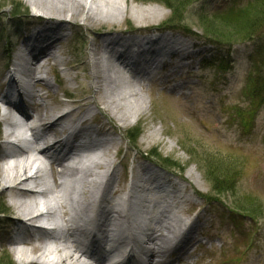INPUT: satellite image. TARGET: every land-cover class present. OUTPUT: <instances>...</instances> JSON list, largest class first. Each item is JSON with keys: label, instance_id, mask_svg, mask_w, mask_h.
Wrapping results in <instances>:
<instances>
[{"label": "rangeland", "instance_id": "rangeland-1", "mask_svg": "<svg viewBox=\"0 0 264 264\" xmlns=\"http://www.w3.org/2000/svg\"><path fill=\"white\" fill-rule=\"evenodd\" d=\"M11 1L14 8L17 5L21 7L23 14L11 19V6H7L0 14V90L3 78L9 74L8 70L14 68L12 64L16 59L17 48L29 29L37 27L36 18H45L52 14L56 23L60 19L68 21L66 37L57 44L56 50L64 64L53 66L54 62L51 61L45 72L36 74L49 82L53 88H47L39 82L34 83V86L49 104L71 101L70 97L65 96V89L73 93L75 98L87 99V111L92 120V127L108 131L116 143L108 157L111 161L108 170L116 179L114 184H111V189L120 192L111 200L124 196L131 179L136 175L139 166L141 170V165H144L146 160L154 165H165L167 172L173 174L174 181L173 184L167 185L170 190L166 191V194L173 201L180 202L174 210L175 215L185 223L198 225V230L191 231V236L196 238L195 242L189 243L183 251L174 250L164 259L174 261L173 264H231L228 259L240 257L237 264H264V110L257 112L249 130L241 126L237 114L238 107L247 105L243 101L242 93L247 82L248 54L254 48L256 36H252L251 40L233 41L231 44H214L199 30L194 14L199 9L209 10L221 4L230 5L231 0L198 1L188 8L182 23L174 22L170 25L166 23L170 18V11L158 3L115 0V19L89 26L86 25L82 12L77 15L67 12L52 13L33 6L32 0ZM85 3L84 1L82 6H86ZM98 5L100 10L104 6L100 1ZM64 21L58 23L65 26ZM169 34L187 37L191 41L188 44L195 45L193 54L184 61L185 67L177 71L172 69L177 61L175 57L157 70H150L148 65L136 67L138 70L143 69L139 77L143 76L148 82L144 86L138 83V76L135 77L127 70L120 67L118 75L112 70L111 84L117 93H138L141 97L133 100L138 106L137 114L125 121L117 120L113 113L106 112L105 106L98 103L94 95L93 80L90 77L91 46L115 42L118 39L162 38ZM123 40L118 42L121 44ZM127 101L122 104H127ZM2 106L0 101V138L7 130L22 128L5 123ZM74 108L77 106H57L52 117H59ZM79 112L81 114L83 110L79 109ZM77 119L75 122H78ZM19 122L21 121H12ZM130 132L138 135L134 143L127 140ZM3 147L0 142V203L5 208L0 205L6 210V215L0 216V253L5 252L6 258L13 264H53L54 250L60 248L57 236H42L39 239L29 236L26 239L31 241H25L23 245L12 242L20 226L13 218H20L19 213L33 209L29 205L20 209L15 207L14 202L18 201L19 195L14 193L22 192V188L36 182H27L17 186L15 190H9L17 183L19 175H11L10 166L15 159L7 157ZM153 151L168 161V165L154 158L149 159V152ZM91 155L98 159V152ZM220 158L237 159L240 170L232 194L238 199L247 196L256 198L261 206L258 220L241 218L240 211L235 210L232 194L217 197L210 193V182L203 175V159L215 163ZM177 167L183 171L177 170ZM51 168L54 172L57 170L55 166L46 170L45 183L41 184L45 187L44 191L51 189L57 181L56 177H49ZM30 170H27L26 176ZM2 174L7 176L4 191L1 187ZM75 186L78 187L79 184L76 183ZM24 194L29 197L22 201L26 200L28 203L34 199ZM146 195L136 194L131 201H150L152 195L145 198ZM183 195H186L188 200H182ZM38 196L35 197L37 204L42 201L46 209H58L57 201L45 200ZM111 202L108 200V209ZM91 213L86 212L84 219ZM141 214V211L136 212L132 219L136 222ZM88 228L89 225L86 229ZM127 229L122 225L115 230L117 232L110 229L113 233L109 234L113 238L122 237V234H129L132 230ZM74 239L76 242L71 244V248L78 256V251L87 247L79 236L74 235ZM244 239H247L246 243H243ZM44 244L48 245L49 253H54L46 261L37 257ZM21 249H25L24 255L19 254ZM184 251L187 252L186 256L177 260V255ZM20 256L23 259H19ZM155 262L160 261L155 259ZM67 263L72 264V260L61 264Z\"/></svg>", "mask_w": 264, "mask_h": 264}, {"label": "bare ground", "instance_id": "bare-ground-1", "mask_svg": "<svg viewBox=\"0 0 264 264\" xmlns=\"http://www.w3.org/2000/svg\"><path fill=\"white\" fill-rule=\"evenodd\" d=\"M84 1L86 2V6H82ZM99 1L104 4L101 10L98 5ZM31 3L37 8H43L52 13L67 12L77 15L82 12L87 26L115 19V0H32ZM51 15L46 17L47 20L42 18L37 20L38 25L34 28L35 33L32 38V44L28 43L29 51L26 50L29 54L28 57L25 59L17 57L16 60L18 62H15V66L22 77V84L28 88L32 87L34 83L39 82L47 88L52 89L53 86L49 82L36 74L43 73L42 71L45 72L51 61L54 62L53 66L55 64H64L63 60L56 54L57 44H60L63 37H66L65 34L62 35L65 26L58 23L64 20L57 18L59 21L56 23L53 21V16ZM64 22L66 23L67 21ZM118 40L91 46L92 66L90 77L93 80L92 88L95 91L94 95L98 103L105 106L106 112L110 111L113 113L117 120L125 121L127 118L137 114L139 110L134 101L141 97L138 93H117L116 88L111 84L110 72L113 70L118 75V69L121 67L135 77L138 76V83L144 86L148 82L143 76L139 77L140 71H143V69L138 70L136 67L140 68L148 65L150 69L157 70L166 64L169 60L168 57L171 58L176 55L177 61L173 64L172 69L173 71H177L185 67L184 61L193 54V50L185 43L166 37L127 39L121 44ZM117 46L121 49H118ZM178 88L180 89L181 87L179 86ZM35 94L39 102L36 104L37 106L32 115L22 116L21 122L12 123L11 114L8 112L5 123L10 126L22 127L33 131L39 137L56 139V147L60 150V156L54 157L46 149L37 146L24 151H10L6 154L7 157L15 159L10 166V173H12V176L19 175V177L16 179L17 183L13 187H10L9 190H15L17 186L29 181H40L43 179L45 173L37 166V159L34 155H39V157L49 160L51 166L57 168L55 172L52 168L50 169L49 177H56L57 181L51 189L43 191L39 195L45 200L58 202V209L52 213H47L45 217L52 220L58 219L67 228L66 232L57 238L60 248L54 250L55 254L52 253L55 256L52 259V261L55 259L53 264H61L66 260L74 261L76 259H78L76 264H87L85 259H90L89 250L80 249L78 251L80 254L78 258L71 248V244L76 242L74 239L76 229L71 224H77V230L84 233L88 226V222L84 219V214L90 211L94 213L95 217H98L101 215V207L108 205V200H110L112 201L111 207L107 209L104 220H98V224L101 226L105 224L114 232H117L115 230L122 225L126 226L127 230L132 229L133 225H135L132 216L136 212H139L141 207L133 203L131 198L135 197L136 194H148L162 186L164 189H167L168 183L161 179L160 174L157 175L158 177L153 176V169H146V166L141 165V170H139V166L138 171L144 170V174L149 175L145 178L133 176L127 189L124 191V196L118 197L116 200L114 199L115 201L111 200L113 196L120 192L119 190L115 191L111 189V184L113 185L116 179H114L113 174L109 173L108 170L111 167V161L108 160V157L111 155L110 151L115 148L116 143L108 131L92 127V120L87 111L89 107L87 99L75 98L73 93L65 89L64 94L68 98L70 97L71 101L60 104H49L43 100L40 91H36ZM115 94L117 97H115ZM126 100H128L127 104H122ZM71 105L77 106V108L68 111L62 117H52L55 107ZM5 109L10 111L11 106H5ZM79 109H82L83 113L79 114ZM79 116L80 118L77 119ZM76 119L80 127L72 134V140L67 141V143L71 144L80 140L83 141L77 145L67 146L64 142L66 126L75 124ZM34 123L39 124L41 129L37 131V125ZM95 152H98V159H94L91 155ZM33 168H35L33 175L26 176L27 170ZM6 179L7 176L2 174L1 187L3 191L4 189L6 190V186L4 185ZM76 183L79 184L78 187L75 186ZM24 193L34 199H31V202L29 201L28 203L26 200L22 201L24 198L29 197L25 196ZM14 194L19 195L18 201L14 202L15 207L20 209L25 207V205L34 208L37 206L36 198L39 197L37 194L28 191ZM181 199L188 200L186 195H183ZM151 203V207L146 211L148 217L142 225V233L145 236H153L152 240L158 244L156 249L152 248L150 250L146 261L142 264H173L174 261L169 262L164 258L174 250L176 252L181 251L183 248L186 249L189 243L195 242L196 238L191 236V231L198 230V227H196L198 225L185 223L180 217L175 215L174 210L177 209L180 202L179 200L173 201L167 194L160 193L154 196ZM158 203L162 206V210L159 213L155 209ZM17 220H19L17 222L19 224L21 219L18 218ZM27 231L29 230L25 229L21 231L18 229L17 235L12 242L23 245L25 241L26 243L31 241L26 239V237L33 236L39 239L44 235L43 232H38L35 235L29 234ZM122 240L120 238V241ZM47 247L48 245L44 244L37 254V257L43 261L53 256L51 252H48ZM23 250L25 249H21L19 254L24 255L26 252ZM186 254V251L182 254L179 253L177 260L183 259ZM19 259L23 258L20 256ZM155 259H159L160 262H155ZM93 264H101V261L95 259ZM133 264L138 263L134 261Z\"/></svg>", "mask_w": 264, "mask_h": 264}, {"label": "trees", "instance_id": "trees-1", "mask_svg": "<svg viewBox=\"0 0 264 264\" xmlns=\"http://www.w3.org/2000/svg\"><path fill=\"white\" fill-rule=\"evenodd\" d=\"M144 1L155 2L168 9L170 11V18L166 23L170 25L174 22L182 23L188 8L201 0ZM13 5L14 3L11 0H0V14L4 12L3 9L7 6H11L12 11L9 13V17L16 19L21 16L23 14V12L21 14V7L17 5L14 8ZM194 14L199 30L214 44H231L233 41L251 40L252 36H256L254 39V48L248 54L247 82L242 93L244 97L243 101L247 105L238 107L237 109V114L242 124L241 126L249 130L257 112L264 110V0H232L231 5L228 7L218 6L209 10L199 9ZM135 132L128 134V141L132 143L136 141L138 135ZM149 155L168 165V161L163 160L156 151L149 152ZM218 160L215 163H210L207 159H203L204 164L202 166V170L204 171L203 175L211 185L210 193L217 197L232 194L240 170L237 159L220 158ZM177 169L182 170L178 167ZM232 197L235 210L240 211L241 218L258 220L261 206L258 204L256 198L247 196L238 199L234 195ZM1 205L0 216H4L6 215V210H4V205H2L4 208ZM246 242L247 239H244L243 243ZM6 257L5 252L0 253V264H13ZM239 261L240 257L228 259V263H238Z\"/></svg>", "mask_w": 264, "mask_h": 264}]
</instances>
